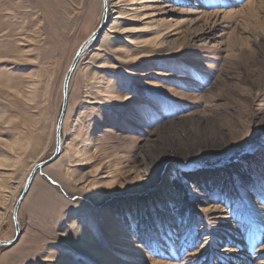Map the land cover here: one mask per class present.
Masks as SVG:
<instances>
[{"label":"rangeland","instance_id":"obj_1","mask_svg":"<svg viewBox=\"0 0 264 264\" xmlns=\"http://www.w3.org/2000/svg\"><path fill=\"white\" fill-rule=\"evenodd\" d=\"M102 14L0 0V240ZM62 138L0 264H264V0H109Z\"/></svg>","mask_w":264,"mask_h":264},{"label":"water","instance_id":"obj_2","mask_svg":"<svg viewBox=\"0 0 264 264\" xmlns=\"http://www.w3.org/2000/svg\"><path fill=\"white\" fill-rule=\"evenodd\" d=\"M103 1V14H102V18L100 21V24L98 25V27L96 28V30L89 36V38L78 48L76 54L73 57V60L71 62V65L64 77V81H63V88H62V105H61V110H60V114L57 120V124H56V129H55V150L53 152V154L40 162H37L34 164V166L32 167L23 191L21 193V195L19 196L14 210H13V221H14V225H15V229H16V234L14 236L13 239L11 240H0V247L2 246H12L14 244H16L18 242V240L21 237V229H20V223H19V209L21 206V203L23 202V200L25 199V197L28 194V191L31 187V184L33 182V179L35 178L37 172L54 163L59 156L61 155V150L63 147V141H62V129H63V123L65 121V117L67 114V109H68V103H69V86H70V80L71 77L81 59V57L83 56V54L91 47V45H93V43L95 41H97L101 35L103 34L105 28H106V24H107V20H108V13H109V3L108 0H102Z\"/></svg>","mask_w":264,"mask_h":264},{"label":"bare ground","instance_id":"obj_3","mask_svg":"<svg viewBox=\"0 0 264 264\" xmlns=\"http://www.w3.org/2000/svg\"><path fill=\"white\" fill-rule=\"evenodd\" d=\"M262 2H263V0H262ZM108 3H109V0H108ZM255 11H256V10H255V7H254L253 3H251V7H250V9H249V11H248V17H253V16L255 15ZM106 25H107V24H106ZM88 38H89V37H88ZM88 38H87V39H88ZM87 39H86V40H87ZM86 40H85V41H86ZM241 40H242V39H241ZM241 40H240V41H241ZM85 41H84V42H85ZM84 42H83V43H84ZM83 43H82V44H83ZM82 44H81V45H82ZM81 45H80V46H81ZM91 46H92V45H91ZM81 58H82V57H81ZM68 69H69V68H68ZM67 71H68V70H67ZM62 141H63V138H62ZM63 143H64V142H63ZM148 160H149V158H146V159L144 160V162H145L144 164H145L146 166L149 165V164L147 163ZM39 162H40V161H39ZM6 241H7V240H6Z\"/></svg>","mask_w":264,"mask_h":264},{"label":"trees","instance_id":"obj_4","mask_svg":"<svg viewBox=\"0 0 264 264\" xmlns=\"http://www.w3.org/2000/svg\"><path fill=\"white\" fill-rule=\"evenodd\" d=\"M187 176H188V178H189V180H191V181H198V179H199V177L196 175V176H191V175H189V174H187ZM243 178V177H242ZM182 192H185V189L184 190H181Z\"/></svg>","mask_w":264,"mask_h":264}]
</instances>
